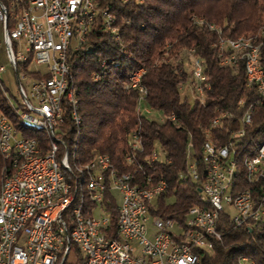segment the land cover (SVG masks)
Returning <instances> with one entry per match:
<instances>
[{
  "label": "built area",
  "instance_id": "obj_1",
  "mask_svg": "<svg viewBox=\"0 0 264 264\" xmlns=\"http://www.w3.org/2000/svg\"><path fill=\"white\" fill-rule=\"evenodd\" d=\"M99 13L102 27L108 30L106 17L111 13L97 10L93 2L80 0H0V27L3 48L11 65L20 101L16 103L22 114L43 124H50L61 140L59 162L62 161V139L65 131L61 127L64 110L68 109V87L65 69L69 64L67 51L77 49L83 40L94 15ZM71 18H79V26L71 27ZM195 23L202 24L195 18ZM220 34L219 26H208ZM219 41H227V36L219 35V54H224L221 64L230 63L229 51L219 48ZM194 49V48H193ZM188 54V52H186ZM260 55L250 60H241L249 65L246 83L253 84L259 100L264 99V68ZM33 63L44 64L45 69L33 68ZM189 79L180 83L181 93L188 94L200 102L205 98L206 74L197 56H190ZM3 66L0 65V71ZM144 72L142 65L132 69L129 83L138 89L142 110L145 90L141 83ZM35 76L44 77V85L35 84ZM96 75L94 74L93 77ZM8 98V97H7ZM9 100V99H8ZM252 105L242 113V127L232 130L229 140L215 144L208 129L201 147L205 176L198 190L202 201L188 207L182 220L165 214H152L155 201L167 189L166 181L157 177V188L147 189L149 178L139 179L130 171V179L120 180L110 173L111 161H104V154L90 157L88 163V196L90 207L86 210L88 225L85 230L76 227L78 252L68 259L66 239L63 238V215L74 218L69 208V200H63L65 191H72L71 176L57 171V163H51L50 154L43 158L29 157L22 163L15 179H8L9 165L15 162V155L22 149H35L39 143L35 135H24L14 131L4 115L0 114V156L5 161L2 170L6 193L0 198V264H195L196 247L211 250L213 240L224 232L221 227V213L228 214V222L233 227L257 221L264 216V140L260 150L248 154L242 161L248 185L237 188L236 177L228 174L229 154L236 153L234 139L244 134V125L251 122ZM227 112L211 118L212 126L219 123ZM174 119V116L173 118ZM127 148L141 152L140 139L126 141ZM187 167L184 179H198L197 160L187 150ZM123 161L127 164L126 152ZM150 162V159H147ZM135 168L140 165L134 163ZM181 179V180H184ZM135 180L143 181V191H135ZM115 192L120 195L116 199ZM105 193L114 197L116 209L110 222L109 210L103 204ZM204 201L217 204L219 222L210 223L204 208ZM38 203H48V210L30 214V207ZM232 206H240V214L232 213ZM151 218V228L146 226ZM4 244H11L9 261H2ZM248 261L239 258L238 264ZM249 263H255L253 260Z\"/></svg>",
  "mask_w": 264,
  "mask_h": 264
},
{
  "label": "trees",
  "instance_id": "obj_2",
  "mask_svg": "<svg viewBox=\"0 0 264 264\" xmlns=\"http://www.w3.org/2000/svg\"><path fill=\"white\" fill-rule=\"evenodd\" d=\"M92 2L97 10L111 13L115 31L102 27L97 12L77 49L67 51L69 83L80 118L76 123L64 110L61 127L65 131L63 143L70 161L82 165L91 156L103 152L121 172L131 171L138 179L146 175L150 183L156 182L157 177L163 178L169 189L155 201L151 213L182 220L188 207L199 202L198 187L205 176L201 149L205 131L208 129L215 144L226 143L231 131L242 127L240 117L252 105L251 122L244 125V134L233 140L236 153L232 154L236 161L237 188L247 186L242 161L264 140V99L259 100L254 85L246 83L241 60L220 63L228 51L219 54L218 44L214 42L219 35L252 38L259 46L260 64L264 68V0ZM190 16L194 19L200 16L205 23H195ZM207 22L219 26L220 34L210 29ZM189 48H194L193 54L199 58L206 74L208 87L205 86L203 102L179 89L186 79L183 62ZM140 65L144 67L141 76L146 91L144 102L161 111L162 120L142 114L137 106L138 89L126 85L128 73ZM0 109L20 132L35 135L46 146L44 134L24 123L19 117L21 110L8 100L1 84ZM68 109L71 114L70 105ZM221 112L228 115L212 126L211 118ZM132 132L138 133L141 139V152L135 153L126 147ZM154 145L159 147L162 156L148 162ZM187 150L197 160L199 177L196 180L190 177L181 180L187 167ZM126 151L133 164L123 161ZM134 163L140 167L135 168ZM4 165L0 156V186ZM135 184L143 185V181L135 180ZM102 202L109 210L111 222L116 209L114 197L105 193ZM221 221L222 236L213 240L211 250H196L199 260L195 264H238L241 256L248 259L244 264L251 260L264 264V216L233 227L228 222V214L222 212ZM71 249L73 253L78 252L75 245Z\"/></svg>",
  "mask_w": 264,
  "mask_h": 264
},
{
  "label": "bare ground",
  "instance_id": "obj_3",
  "mask_svg": "<svg viewBox=\"0 0 264 264\" xmlns=\"http://www.w3.org/2000/svg\"><path fill=\"white\" fill-rule=\"evenodd\" d=\"M80 1H84L85 3H92V0H80ZM191 18L194 19L193 17ZM196 19H198L201 23H205L202 17H198ZM111 23H112V15L111 17H106V25H108V30L114 33L115 29ZM206 24L207 26H216L208 22ZM78 26H79V18H71V27H78ZM117 37L118 36L115 35V38ZM219 48L233 49L230 50L229 52V58H232L230 59V63L232 64L235 63L237 59L250 60V58H254L255 55H259L260 53L258 44H256L252 38H247L243 36L227 37V41H219ZM188 52L190 56H196L193 54L194 52L193 48H189ZM243 66H244L245 75H249V65H243ZM70 75L71 74L68 64L65 69V78L67 80V87L69 94L68 105H70L71 107L70 112H71L72 120L78 123L80 118L77 113V99L76 96L74 95L73 88L69 83ZM128 83H129V77H128ZM35 84L44 85V77L35 76ZM137 106L138 109L142 112L143 110H142V102L140 96H138L137 98ZM150 109H152L150 106L147 107V110L145 112H149ZM0 114L6 117L8 124L14 131L20 132L16 127L13 126L10 119L1 109H0ZM219 115L220 114H217L213 118H216ZM19 117L24 121V123H26V125H30L34 128H38L44 134V137L46 138V146H43L40 140L35 136L39 143V146L35 149H22L21 152H18L15 155V162L13 163V165H9L8 168V179H15L18 176V170L22 169V163L29 157L43 158V157H47L49 154L51 158V163H57V171L66 172V174H69L71 176L72 191H65L63 193V200H69V208L70 210H73L74 218H70V215H63V224H65L63 230V238L66 239L68 252L73 253L71 249V245H75L78 247L76 236L74 233H72L76 227V222H77L78 230H85L86 225H88V216L86 215V210L88 208L86 207V205L90 204V197L88 196V185H89L88 163L85 162L82 165H78L77 163L75 164L74 161H70L69 159L70 156H68V152H67L68 150L65 147V144L63 143L64 137L62 139L63 162H59L61 140L59 139V136L55 134L51 125L43 124L42 122H39L36 119L27 118L22 114V111H20ZM20 133L23 134L22 132ZM133 136L134 139H140L138 133L132 132L130 136V140L133 138ZM262 147H263V142L259 144L256 150H260ZM140 149H141V139H140ZM127 151H126V158L127 160H130V156H127ZM132 151H135V149L132 148ZM232 154L233 153L229 154V158H228V174L231 175V177H234L236 171V161L235 159L232 158ZM99 156H100V152L94 155V157H99ZM158 156L159 153H157L155 148H153L150 155L148 156V159H150V161L155 160L158 158ZM246 160H248V157H245L244 161ZM104 161H111L107 154H104ZM110 173L112 174L113 177H120V180L130 179V173L121 172L117 170L112 163H110ZM181 178L184 179V175L181 176ZM150 182L151 181L149 178V181L147 182V189H156L157 181L153 183ZM135 191H143V185L135 184ZM5 193H6V186L4 183V175H3L0 186V198H3L5 196ZM198 199L199 201H202L201 193H199ZM84 203L87 204L84 205ZM204 208L207 214L209 215L210 223L219 222V213L217 210V204L215 202L204 201ZM47 210H48V203H38L37 207H30V214H37V211L45 212ZM232 213L240 214V206H232ZM197 249H204V248L196 247V250ZM10 254H11V244H4L2 249V261H9ZM196 257L197 259H199V254L197 252H196ZM249 264H254V263H249Z\"/></svg>",
  "mask_w": 264,
  "mask_h": 264
},
{
  "label": "rangeland",
  "instance_id": "obj_4",
  "mask_svg": "<svg viewBox=\"0 0 264 264\" xmlns=\"http://www.w3.org/2000/svg\"><path fill=\"white\" fill-rule=\"evenodd\" d=\"M191 16H196V15H191ZM191 16H190V18H191ZM197 17H200V16H197ZM187 55L188 56L186 58H184L183 71H184V74L186 76V79L187 78L189 79V70L191 68L189 52ZM0 65L3 66V69L0 71V84L3 87V89L5 90L8 99L14 105H16V103L18 101H20L21 98H20L19 94L17 93V85H16L13 69H12L11 65L9 64V62L7 61V57H6V54L4 52L3 40H2V36H1V27H0ZM31 67L39 68V69H41V71L45 69L44 64H38V63H33L31 65ZM142 114H144L146 117H149V118H152V119H155L158 121L163 119V114L161 113V111L156 110V109H150L149 112H143L142 111ZM154 148H155L156 152L159 153L158 157H161L162 153H161L159 147L157 145H154ZM115 196H116V199L119 200L120 195L115 192ZM150 221H151V218L147 219V221H146V226L149 229L151 228ZM70 253L68 255V259L73 256V254L72 253L70 254Z\"/></svg>",
  "mask_w": 264,
  "mask_h": 264
}]
</instances>
